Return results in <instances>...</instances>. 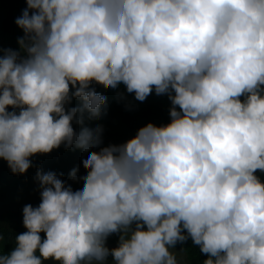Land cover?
Instances as JSON below:
<instances>
[{"label":"clouds","instance_id":"9594fccd","mask_svg":"<svg viewBox=\"0 0 264 264\" xmlns=\"http://www.w3.org/2000/svg\"><path fill=\"white\" fill-rule=\"evenodd\" d=\"M25 2L19 50L0 47V160L24 175L64 146L87 171L70 172L79 190L37 172L0 264H185L189 239L202 264H264V0ZM93 85L166 95L171 121L102 147Z\"/></svg>","mask_w":264,"mask_h":264},{"label":"trees","instance_id":"16d2710c","mask_svg":"<svg viewBox=\"0 0 264 264\" xmlns=\"http://www.w3.org/2000/svg\"><path fill=\"white\" fill-rule=\"evenodd\" d=\"M9 2V11L3 21L2 29L9 38L10 48L19 50L17 41L24 33L16 25L15 20L21 16L22 10L27 7V4L25 0H9ZM93 86L99 93L107 96V113L99 119H88L86 115L84 125L86 127L95 128L97 125H102L105 132L113 137L116 136L117 130L123 128L132 136H130L131 138H134L138 130L148 123L163 126L171 121L169 115L171 102L166 95L157 96L153 92L144 102H139L134 99V94H127L123 85L117 90H105L102 86ZM118 93L125 94L126 100H123L124 102L118 98ZM79 103V101L74 100L71 106H79ZM114 104L117 105V108L114 107ZM128 104L132 105L131 110L126 107ZM74 128L78 131L81 130L80 126L75 124ZM72 150H65L64 146H61L60 149L53 150L50 154L32 157L33 167L24 175H14L7 162L0 160V227H2L4 234L6 252H10L15 246V235L27 231L23 225V207L27 204L36 207L41 202L40 186L36 179L37 172H54L59 178L61 176L55 161L47 156L62 155V153L68 156L73 152ZM257 175L264 180V173L258 172ZM41 235L43 238L44 234ZM177 247H181V245L178 244ZM183 247L188 252L190 264H202V261L206 259L200 254L199 248L193 245L191 239Z\"/></svg>","mask_w":264,"mask_h":264},{"label":"rangeland","instance_id":"374dc122","mask_svg":"<svg viewBox=\"0 0 264 264\" xmlns=\"http://www.w3.org/2000/svg\"><path fill=\"white\" fill-rule=\"evenodd\" d=\"M9 0H0V47L4 49L10 48V41L8 36L3 32L2 25L5 17L8 14L9 11ZM113 96L115 97V94L113 93ZM168 99V97H167ZM169 100V99H168ZM124 102L123 100H121ZM114 107L117 108V105L114 104ZM115 115V114H114ZM78 131L77 129H75ZM116 132V136L113 137L112 135H109V133L104 132V144L103 146H108L110 144H123L127 142L129 139H131V135H129L125 129H119ZM131 136V137H130ZM95 151H99V149H92ZM73 152L70 153L68 156L65 155V153L56 154L55 156L48 155L47 157L51 160L55 161V164L57 168L60 170V173L62 174L60 178L65 181L67 184H71L74 190L82 189L83 187V181L81 180L78 183L73 182L70 179V172L73 169H78V176H84L86 175V171L83 167L82 160L87 158L88 153L83 152L79 149H73ZM56 170V169H55ZM107 246L109 248H116L119 246V236L117 234L112 235L108 242ZM176 251L178 252V258L185 262V264H190L188 252L185 250L182 253H179L181 251V247H176ZM112 258L109 257V264H111ZM55 264V262H47V264Z\"/></svg>","mask_w":264,"mask_h":264},{"label":"built area","instance_id":"2783aa9c","mask_svg":"<svg viewBox=\"0 0 264 264\" xmlns=\"http://www.w3.org/2000/svg\"><path fill=\"white\" fill-rule=\"evenodd\" d=\"M9 110H11V109H9Z\"/></svg>","mask_w":264,"mask_h":264}]
</instances>
